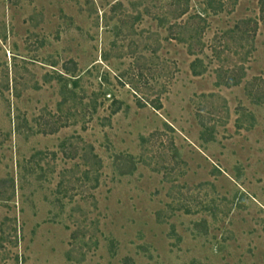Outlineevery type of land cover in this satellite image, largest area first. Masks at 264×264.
Masks as SVG:
<instances>
[{
	"label": "rangeland",
	"instance_id": "1",
	"mask_svg": "<svg viewBox=\"0 0 264 264\" xmlns=\"http://www.w3.org/2000/svg\"><path fill=\"white\" fill-rule=\"evenodd\" d=\"M208 1L0 0V264H264L260 0Z\"/></svg>",
	"mask_w": 264,
	"mask_h": 264
},
{
	"label": "trees",
	"instance_id": "2",
	"mask_svg": "<svg viewBox=\"0 0 264 264\" xmlns=\"http://www.w3.org/2000/svg\"><path fill=\"white\" fill-rule=\"evenodd\" d=\"M213 1L214 0H209L208 1V8L212 9ZM259 6H260L261 19L264 20V0H260L259 1ZM183 13H185V11H183Z\"/></svg>",
	"mask_w": 264,
	"mask_h": 264
}]
</instances>
